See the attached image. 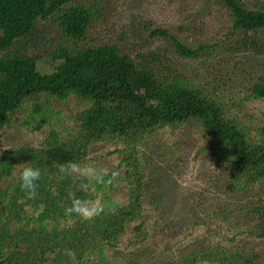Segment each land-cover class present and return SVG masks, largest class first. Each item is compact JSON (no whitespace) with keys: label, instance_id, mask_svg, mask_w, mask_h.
<instances>
[{"label":"trees","instance_id":"16d2710c","mask_svg":"<svg viewBox=\"0 0 264 264\" xmlns=\"http://www.w3.org/2000/svg\"><path fill=\"white\" fill-rule=\"evenodd\" d=\"M214 1L227 17L214 37L185 43L157 28L153 42L185 59L261 52L264 0ZM112 14L110 0H0V134L18 124L43 134L0 156V264H72L66 250L78 264H264V207L246 211L249 228L240 232L261 239L258 249L196 239L176 258L162 256L169 243L148 228L161 197L143 148L191 125L216 167L230 170L229 192L249 198L264 182V122L233 114L216 90L164 64L155 50L126 53L107 40ZM246 99L264 100V74ZM101 144L106 151L93 154ZM68 161L120 176L110 185L62 176L57 166ZM23 166L42 170L34 200L20 188ZM69 190L101 201L105 212L90 221L65 215Z\"/></svg>","mask_w":264,"mask_h":264},{"label":"rangeland","instance_id":"374dc122","mask_svg":"<svg viewBox=\"0 0 264 264\" xmlns=\"http://www.w3.org/2000/svg\"><path fill=\"white\" fill-rule=\"evenodd\" d=\"M257 1L260 0H245L249 5ZM110 5V25L114 30L107 34V40L120 44L126 53L155 50L164 64L206 85L211 92L216 90L233 114L249 123L264 122V100L246 99L250 83L264 74V49L258 52L246 48L185 59L170 44L163 40L154 43L150 37L152 29L157 28L168 29L185 43L214 37L227 22L225 12L214 0H110ZM261 39L264 44V36ZM40 65L45 69L42 61ZM41 135V130L31 125L14 126L0 134V156L14 145L40 140ZM203 148L204 139L191 125L179 129L173 141L155 140L143 148L152 183L161 197L150 214L148 228L159 241L169 243V248L162 244L159 250L163 257L176 258L178 250L196 239H207L209 245H239L247 250L263 244L261 239L240 232L249 228L246 211L264 207V182L249 198L230 193V170L216 167ZM105 151L101 144L93 154Z\"/></svg>","mask_w":264,"mask_h":264},{"label":"clouds","instance_id":"9594fccd","mask_svg":"<svg viewBox=\"0 0 264 264\" xmlns=\"http://www.w3.org/2000/svg\"><path fill=\"white\" fill-rule=\"evenodd\" d=\"M19 166V165H18ZM58 172L62 176H78L85 178L89 182L94 181L97 184L110 185L115 182L120 172L109 171L107 169H98L93 166H81L74 161H68L57 166ZM42 178V170L38 167L23 166L20 174V188L25 193L27 199H36L38 196V182ZM87 191V189H83ZM69 199L71 206L65 209V215L71 217L73 215L81 218L84 221L94 220L100 217L105 212V205L99 200H90L80 198L75 192L69 190ZM66 255L72 261V264H78L76 253L73 250H66Z\"/></svg>","mask_w":264,"mask_h":264}]
</instances>
